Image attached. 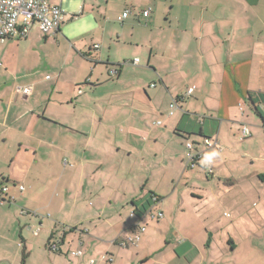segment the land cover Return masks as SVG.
<instances>
[{
	"label": "crops",
	"instance_id": "0c3cea01",
	"mask_svg": "<svg viewBox=\"0 0 264 264\" xmlns=\"http://www.w3.org/2000/svg\"><path fill=\"white\" fill-rule=\"evenodd\" d=\"M65 1L0 44V264H264V0Z\"/></svg>",
	"mask_w": 264,
	"mask_h": 264
},
{
	"label": "built area",
	"instance_id": "2783aa9c",
	"mask_svg": "<svg viewBox=\"0 0 264 264\" xmlns=\"http://www.w3.org/2000/svg\"><path fill=\"white\" fill-rule=\"evenodd\" d=\"M130 13L131 12L129 10H126L123 13V19L127 18ZM142 15L144 18H148L150 16V10L143 11ZM63 19L64 11L61 4L54 3V0H0V44H4L12 38H25L34 25L38 26L40 31L45 35L54 34L60 29ZM95 47L98 48V46ZM138 63V58L133 61V64L135 65ZM116 72L117 71L114 73ZM17 90L23 91L25 94H30L32 92L31 87H18ZM194 90L195 87L189 88L187 95H192ZM177 107V100H174L170 105V115L173 114L172 110ZM157 124L160 125L161 122H157ZM249 135L250 131L248 127L244 126L241 129V139L246 138ZM203 144L205 146L204 149L197 150L192 142L186 143L187 167L195 168L198 166L201 161L206 159L208 150L213 148L221 150L217 138H205ZM20 189L24 190V187L21 186ZM7 191L8 188H2L3 193H6ZM149 214L151 218H155V215L152 214V210H150L147 215ZM147 215H145L144 218H146ZM159 216H162V214ZM145 230L146 227L140 228L141 232H144ZM38 231L39 230H37V232ZM130 241L134 245H138L140 236L130 239ZM74 255L81 256L82 251L74 252ZM109 262H112L111 258ZM89 264H93V260L90 261Z\"/></svg>",
	"mask_w": 264,
	"mask_h": 264
},
{
	"label": "rangeland",
	"instance_id": "374dc122",
	"mask_svg": "<svg viewBox=\"0 0 264 264\" xmlns=\"http://www.w3.org/2000/svg\"><path fill=\"white\" fill-rule=\"evenodd\" d=\"M113 2H115V3H113V9H112V12H114L113 13V16H114V18H113V20H114V27H116L117 25L118 26H122V25H124L121 21H123L124 19H123V13L122 12H119L118 11V9L120 8V7H118L116 4H119L120 2L118 1V0H113ZM68 4H69V2L66 0L65 2H64V7H67L68 6ZM74 4V3H73ZM127 10H129V11H131L130 9H127ZM147 10H150V14H151V9L150 8H147ZM121 14V15H120ZM86 16L85 17H83V18H81V19H75L74 21H73V23H75L76 22V24H78V25H82V24H86L87 23V20H86ZM126 19V18H125ZM71 24V23H70ZM223 212H224V210H223ZM224 215H225V212H224ZM218 217V216H217ZM224 218L225 217H222L221 218V220H224ZM219 219H220V216H219Z\"/></svg>",
	"mask_w": 264,
	"mask_h": 264
}]
</instances>
